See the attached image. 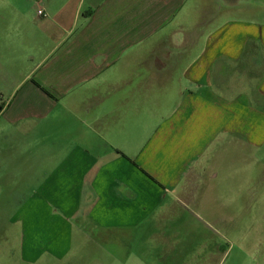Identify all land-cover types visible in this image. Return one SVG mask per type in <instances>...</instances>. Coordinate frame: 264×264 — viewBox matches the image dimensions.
<instances>
[{
    "label": "crops",
    "instance_id": "obj_1",
    "mask_svg": "<svg viewBox=\"0 0 264 264\" xmlns=\"http://www.w3.org/2000/svg\"><path fill=\"white\" fill-rule=\"evenodd\" d=\"M243 1L0 0V185L25 193L24 262L173 216L228 140L264 153V23Z\"/></svg>",
    "mask_w": 264,
    "mask_h": 264
},
{
    "label": "rangeland",
    "instance_id": "obj_2",
    "mask_svg": "<svg viewBox=\"0 0 264 264\" xmlns=\"http://www.w3.org/2000/svg\"><path fill=\"white\" fill-rule=\"evenodd\" d=\"M243 2L247 11L242 17L264 23V0ZM191 18H198L197 10ZM221 150V158L214 160V152L210 162L218 176L196 183L195 199L174 205L173 216L160 222L152 217L140 233H86L82 239L75 233L68 257L62 262L51 258L52 264H236L235 251L223 252L235 243L257 245L258 263L264 264V153L246 140H228ZM6 187L0 185V264H27L24 233L13 221L25 193L22 186L18 195Z\"/></svg>",
    "mask_w": 264,
    "mask_h": 264
},
{
    "label": "built area",
    "instance_id": "obj_3",
    "mask_svg": "<svg viewBox=\"0 0 264 264\" xmlns=\"http://www.w3.org/2000/svg\"><path fill=\"white\" fill-rule=\"evenodd\" d=\"M38 5H39L38 11H37L38 16H41V17L46 16L44 9L41 7V4L39 2H38Z\"/></svg>",
    "mask_w": 264,
    "mask_h": 264
}]
</instances>
